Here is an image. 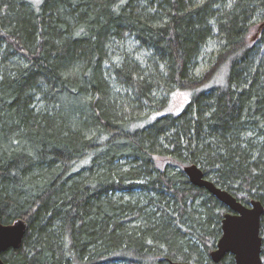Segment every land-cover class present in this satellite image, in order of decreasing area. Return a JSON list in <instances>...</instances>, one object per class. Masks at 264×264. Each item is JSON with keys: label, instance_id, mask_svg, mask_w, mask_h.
Masks as SVG:
<instances>
[{"label": "trees", "instance_id": "1", "mask_svg": "<svg viewBox=\"0 0 264 264\" xmlns=\"http://www.w3.org/2000/svg\"><path fill=\"white\" fill-rule=\"evenodd\" d=\"M194 163L264 204V0H0V218L28 225L5 261L235 264Z\"/></svg>", "mask_w": 264, "mask_h": 264}, {"label": "water", "instance_id": "2", "mask_svg": "<svg viewBox=\"0 0 264 264\" xmlns=\"http://www.w3.org/2000/svg\"><path fill=\"white\" fill-rule=\"evenodd\" d=\"M184 171L193 184L206 188L230 210L223 217L222 235L211 251L212 260L218 263L230 253L235 258V264H263L260 230L264 204L260 200H252L249 204L238 200L228 190L208 179L199 164L187 165ZM27 230V222L22 218L10 224H4L0 218V264H10L2 258V254L9 248H20Z\"/></svg>", "mask_w": 264, "mask_h": 264}, {"label": "rangeland", "instance_id": "3", "mask_svg": "<svg viewBox=\"0 0 264 264\" xmlns=\"http://www.w3.org/2000/svg\"><path fill=\"white\" fill-rule=\"evenodd\" d=\"M35 1V0H33ZM216 42H211L206 47H204L203 52L198 59V65L196 67L197 74H201L209 69L210 63L212 62L213 58L218 54V44ZM125 50H127L132 56L136 59H139L142 62V58L146 55V52L139 47L137 42L133 40L127 41L125 43ZM119 53L116 54L115 58L118 59ZM186 93H174L170 99V109L177 111L178 109L182 108L188 97H186Z\"/></svg>", "mask_w": 264, "mask_h": 264}, {"label": "flooded vegetation", "instance_id": "4", "mask_svg": "<svg viewBox=\"0 0 264 264\" xmlns=\"http://www.w3.org/2000/svg\"><path fill=\"white\" fill-rule=\"evenodd\" d=\"M261 256H262V254H261ZM263 259V258H262ZM263 264H264V261H263Z\"/></svg>", "mask_w": 264, "mask_h": 264}, {"label": "snow or ice", "instance_id": "5", "mask_svg": "<svg viewBox=\"0 0 264 264\" xmlns=\"http://www.w3.org/2000/svg\"><path fill=\"white\" fill-rule=\"evenodd\" d=\"M229 6H231V5H229Z\"/></svg>", "mask_w": 264, "mask_h": 264}]
</instances>
